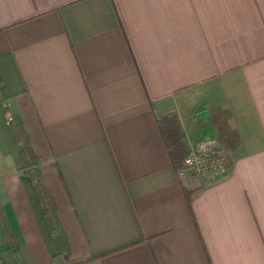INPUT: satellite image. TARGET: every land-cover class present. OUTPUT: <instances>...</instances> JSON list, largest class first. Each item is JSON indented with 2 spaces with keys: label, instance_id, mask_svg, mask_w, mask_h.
Segmentation results:
<instances>
[{
  "label": "crops",
  "instance_id": "crops-1",
  "mask_svg": "<svg viewBox=\"0 0 264 264\" xmlns=\"http://www.w3.org/2000/svg\"><path fill=\"white\" fill-rule=\"evenodd\" d=\"M212 103L239 144L223 175H179L156 117L189 148ZM0 210V264H264V0H0Z\"/></svg>",
  "mask_w": 264,
  "mask_h": 264
},
{
  "label": "trees",
  "instance_id": "trees-1",
  "mask_svg": "<svg viewBox=\"0 0 264 264\" xmlns=\"http://www.w3.org/2000/svg\"><path fill=\"white\" fill-rule=\"evenodd\" d=\"M208 118L216 130L217 142L228 152L234 150L239 144L240 135L238 130L231 124L230 110L219 103H212L209 106ZM156 123L173 167L175 169L180 168L188 148L183 137L178 115L172 111L160 113L156 117ZM9 128L15 141L19 144L24 171L32 179L36 193L43 205L48 223L54 228L59 225L58 217L55 212V201L43 182L41 168L38 166L39 155L31 144L30 136L22 119L15 113H12V121L9 122ZM229 163L230 156L228 154V165ZM190 193V190L189 192L186 190V197L188 200ZM0 217L8 238L10 239V243H13L11 232L1 210ZM56 239L58 243L67 249L65 236L61 230L57 234ZM74 262H79V260H74Z\"/></svg>",
  "mask_w": 264,
  "mask_h": 264
},
{
  "label": "built area",
  "instance_id": "built-area-1",
  "mask_svg": "<svg viewBox=\"0 0 264 264\" xmlns=\"http://www.w3.org/2000/svg\"><path fill=\"white\" fill-rule=\"evenodd\" d=\"M8 122L12 114L8 113ZM228 151L216 139H204L187 149L179 175H212L221 176L228 168Z\"/></svg>",
  "mask_w": 264,
  "mask_h": 264
}]
</instances>
